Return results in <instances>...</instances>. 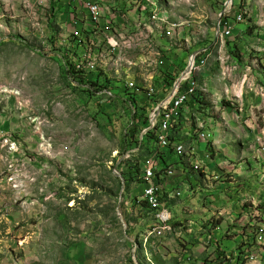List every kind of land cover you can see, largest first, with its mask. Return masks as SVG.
I'll return each instance as SVG.
<instances>
[{"label": "rangeland", "instance_id": "1", "mask_svg": "<svg viewBox=\"0 0 264 264\" xmlns=\"http://www.w3.org/2000/svg\"><path fill=\"white\" fill-rule=\"evenodd\" d=\"M83 1L0 0V264H137L140 252L134 239L141 230L136 229L138 225L129 228L128 221L134 224L137 213H133L134 218L130 216L127 197L132 193V197L136 195L140 199L145 186L138 185L135 178L126 187L118 177L125 166L115 162L122 150V135L116 131L128 123V119L121 116L122 102L112 100L99 105L95 97L85 92V86L72 81L74 78L63 64L64 60H70L66 52L67 41L73 46L71 34L77 30L79 37L76 38L80 39L91 24L80 4ZM205 1L218 3V0ZM233 1L234 7H239L240 0ZM246 1L250 5V16L257 24L253 23V28L246 31V19L245 24L238 27L245 29V33L235 37L234 32L232 38L224 39L223 45L222 40L215 45V70H219V60L223 64L250 67L245 74L258 85L257 80L264 76V35L252 33L264 32V17L259 20L264 14V0ZM74 4L76 7L72 10ZM219 8L215 6L210 10L208 28H212L222 10ZM189 9L183 5L178 10L183 16ZM128 17L130 19L120 14L114 16L117 23L114 28H118L122 36L131 29L127 23L131 24L135 16L128 14ZM99 24L104 26L106 20L99 19ZM200 28L203 33V27ZM132 33L138 32L133 28ZM102 34L105 36L99 37L105 39L110 32ZM209 34L214 36V30ZM216 38H222L221 33ZM52 40L56 47H51ZM117 40L123 42V37ZM171 52L178 57L173 65L184 70L189 51L174 47ZM55 56L59 63L51 59ZM256 69L262 76L256 74ZM237 71L233 77L240 80ZM176 75L179 72L173 77ZM229 75L227 73L226 81ZM217 76L213 74L214 81L209 80L210 84H219ZM252 76L257 77L253 80ZM249 87L246 82L244 96ZM219 89L213 85L212 90L219 99L208 102L213 112L220 110L224 106L222 101L227 100L234 103L230 107L237 112L230 111L237 117L239 111L244 112L240 104L242 97L234 93L221 97ZM216 104L221 105L219 109ZM232 123V118L216 122L215 135L219 136L221 147L241 145L240 131L250 133L235 120L238 129L232 126L233 136L226 137V130L223 136V129L229 130ZM185 148L186 155L191 156L189 147ZM145 154L146 145H143L120 159L134 164L142 161ZM231 162L235 163L236 158H231ZM180 195L182 197V193ZM170 197L173 201L169 199V202L180 199V196ZM194 198L198 200L192 201V207L194 202L202 203L199 194ZM204 204L194 212V208L188 207L190 210L186 209L185 213L181 205L179 211L183 215L177 214L178 209L175 215L187 222L191 232L198 231L199 223L204 221L201 220L204 212L200 211ZM136 218L143 229L153 223L145 224L146 219ZM182 242L184 239L178 236L157 241L160 258L166 264H178L184 254ZM228 244L235 245L234 242Z\"/></svg>", "mask_w": 264, "mask_h": 264}, {"label": "crops", "instance_id": "2", "mask_svg": "<svg viewBox=\"0 0 264 264\" xmlns=\"http://www.w3.org/2000/svg\"><path fill=\"white\" fill-rule=\"evenodd\" d=\"M100 1H107V5L111 8L112 12L115 15L120 14L125 18H129L128 14L135 15L137 11V8H131L133 0ZM223 1L224 0H218V3L216 5H213L205 0H195L194 5L189 6L185 1L182 0H165V4L169 5V7L166 6L170 11L169 18L173 19L174 21L184 22L188 25V27H185L176 32L173 41H175V43H179L177 45V48H182L183 46V49L185 50H196L204 45L210 47L213 60L210 66L205 71L201 72V79L203 84H208L209 91L212 96L214 97L215 95H218L212 90L213 85H216L218 89L220 87L219 94L221 97H225V95H228L230 93L236 94L239 98L242 97L240 98V100H242V103L240 104L244 107V112L241 111L239 113L240 115H244L242 119L239 118L240 115H238L237 117V114H233L230 111L232 109H227L224 112L222 111L221 120H225V118H232L233 121V123L229 127V130L223 129V136L225 130L228 131L226 133V137L233 136L232 126H234L235 129H238V126L236 125V123H234L235 120L239 122V125H242V127L249 130L250 133L247 135L244 131H240L239 134H241L243 137V142H239L241 143V145L238 144L235 147L224 145V147H221L219 143L221 142L219 140V136L216 137L215 135L218 132L217 130L215 131L217 127L216 118H213L214 121H212L211 117H209L212 116V114L208 112V109H201V111L205 112L204 114L208 122V124L206 125L205 133L210 134L209 139L210 141H213L212 143H214L215 145L214 154L216 155L214 157V160L210 164L209 161H207V173L209 177L213 176L214 174L219 175L220 181L216 183L209 179V181L206 182L205 186L201 185L200 182H197V180H194V178L187 174V169L186 171H184V169L186 168L185 165L179 164L177 176H174V178H171L168 181V184L166 186V196L168 200L171 199L170 195H172V193L174 192L179 191L177 190V188H179L180 191L184 190V192L181 191L182 197L180 196L181 200L177 199L179 200L178 202L174 203L166 201V203L171 209L174 221L183 222L182 220L184 219L176 217V209H178L177 214L183 215L181 214V211H179V206H184V209L192 207V201L198 200L197 198H194V196L196 194H199L200 201L202 200V203H200L199 201L198 203H196L197 201L194 202L195 206L192 207L194 208L193 212L198 210L199 205L200 207H203V203H205L204 209L200 210L204 212V217H202L201 220L204 219V221H214L215 223H219L221 225V232L219 236L222 238L221 246H223L220 248V250L232 251L233 249H238L239 247H241L244 242L248 240L250 227L255 223L254 218H251L254 212L264 213V151L262 150L264 149V76H262L261 71H257V69L255 70L256 74L262 77L261 79L257 80L258 85H254L255 87L254 89H252L253 91H250V88L247 90L246 96H244V85L246 82L250 85L251 80L245 73L248 72L249 68H246L243 65H239L238 63H236V65L227 66L230 75L226 82H223V79H221V82L217 79L219 84H214L212 82L210 84L209 80L212 79L214 81V78H212L213 74H219L220 71V67L219 70H215V67L217 66V52L214 50L215 45L220 42L218 41V38H216L218 37L217 24L214 25L213 23L212 28H208L207 24L211 17L210 10L214 9L215 6L220 7L219 9H224L222 3L224 4L226 1ZM138 2V7L141 5H148V2H146L145 0H140ZM183 5H186L190 9L187 12H184L182 16L180 14V10L178 9ZM75 7L76 6L74 4L72 10L75 9ZM108 18H110V16H108ZM228 20L231 24H236L233 16H230ZM116 21L118 20L116 19ZM130 23L131 24H129L128 22L127 25L131 27V25L133 24V19ZM240 25L241 24L234 27L233 34L234 32L237 33L235 34V37L238 36L241 32L245 33V29H238V27L241 28ZM200 26H202L204 29L203 33ZM248 27L250 30L252 29L247 25V28ZM211 30H214L215 32L214 36H212V34H209ZM252 34L260 36L264 35V32L262 34L260 30V32H253ZM192 41L194 42V45L190 43ZM156 43L158 44L159 48H161L159 50L164 56L161 60V64L158 65V61L155 59L153 61L154 67H157V71L155 72V74L152 71L153 68L145 70V72L139 70L140 73L139 78H136L137 80H141L146 76L148 77L149 74L153 73L156 77V81L154 82L158 84L160 81H162V79L160 80V77H158L157 75L158 73L160 74V71L166 72L168 76H173L174 67L171 66V64H173L172 62L176 61L178 57L171 51L172 48H174V46L176 45L172 46L164 40H156ZM256 59L259 60L258 57H256ZM236 71V76L239 75L240 80H235V78L233 77V73ZM256 77L257 76H252L251 78L255 80ZM260 87H262L263 90L260 95H258L257 91L259 93ZM231 90H234L235 92H231ZM116 95L120 101L125 100V98L121 97L122 94L120 93V90L116 92ZM145 97V95H143V97L139 96L137 101L142 104L141 102ZM216 107L219 108L218 106ZM191 109L193 110V107H191ZM192 113L194 112H189L188 109H185L184 115L182 116L183 125H176L173 131L174 136H184L185 134H187L185 119L187 117H190V114ZM184 132L186 133L183 135ZM189 141H191V144L196 145V157L193 159V162H196L198 159H204L205 154L202 151L206 143L197 139H191ZM147 144L148 146L151 145L149 144V141L147 142ZM231 158H236V162H231ZM167 160L173 161V155L167 153ZM159 179L162 182L164 179V175L161 174L159 176ZM139 189L140 188H136L137 191ZM127 199L128 205H130L127 209H129V211L132 213L130 214L131 217L134 218V214L137 213L135 214L136 217L142 218L140 219V221L146 219L144 222L145 224L152 221L151 214H149L147 210L142 209L140 206L134 205V203H129L130 201H132L131 199H138L136 195L135 197H132V193H130V195L128 193ZM136 217L134 218V224H132L131 222V226L134 227V225H138V228L136 229H141L142 227L139 226L140 223L137 224L138 218ZM204 221L200 222L199 225L197 224L198 231H193V234H189L188 232L184 233L186 234V237L183 235L184 242L180 244L182 249L190 250L192 252V254L186 251H184V253L199 260L202 258H207L209 256V253H212L216 250V247L214 246L211 249H206L204 240L200 236V227L204 223ZM228 228H231L233 232L232 236L226 239L223 237V235ZM231 242L235 243L234 247L228 244ZM260 257V260H258L256 264H264V253H261ZM161 262V264H166L164 260H161ZM189 264H197V262L191 260Z\"/></svg>", "mask_w": 264, "mask_h": 264}, {"label": "clouds", "instance_id": "3", "mask_svg": "<svg viewBox=\"0 0 264 264\" xmlns=\"http://www.w3.org/2000/svg\"><path fill=\"white\" fill-rule=\"evenodd\" d=\"M138 1H140V0H137L136 2H133L132 5H131V8L140 9V7L143 6L144 10H141V12H140L141 17L144 16L143 18H146L147 16H149V11L150 10H153V9L157 10L159 15H160V17L164 20V26H163L164 27V31L166 32L167 30H171V36L170 37H166V38L164 37L162 40H164L165 42H167L168 44H170L172 46L176 45L174 47H177V45L179 43L178 42L175 43V41H173V39H174V37L176 35V32L181 30V29H183V28H185V27H188V25L186 23H184V22H181V21L170 22V20H169L170 19L169 18L170 11L166 7L165 0H145L146 2H148V5H141L139 7H138V5H139ZM224 1H226L225 3H227L228 1H231V6L227 7L225 3L224 4L222 3V6H223L224 9H222L220 11V13L218 14L219 17L217 16V18H216V20L214 22V25L217 24V28H218L217 36H219L220 33L222 35V38H218V41L222 40V43H224V39L226 40L228 38H232L234 27L236 25H239V24H241V25L245 24L244 21H246V19H248L247 20L248 23L246 22V24H245L246 28H247V25L250 26L251 28H253L252 24L256 23L254 21L253 17L250 16V13H249V6L250 5L247 3L246 0H240V5L237 8L234 7V1L233 0H224ZM185 2L189 6H193L194 3H195V0H185ZM253 8H255V7H253ZM241 13L244 14V20L242 22H237V16L239 14H241ZM230 16L234 17L236 24H234V23L231 24L229 22L228 18ZM262 17H263V15L260 16L259 20ZM224 18H227V19L224 21L223 26L221 27L222 20ZM226 23H230L233 26V29H232V32H231L230 36H224L223 35ZM173 24H176L177 26L171 27V25H173ZM262 24H264V21H262ZM180 27H183V28H180ZM248 29H249V27L246 30H248ZM155 31H156V29H155ZM215 42H216V40H215ZM190 43L194 45L193 41L190 42ZM226 44H228V43H226ZM75 46H76V43H75V40H73V50H75V48L77 47L76 51H78V46H76V47ZM202 49H209L210 55H211L210 47H207L205 45L201 46L200 48H198L196 50H189L188 49L190 54L187 55V64H186V67H185L186 70L184 69L185 72H184V70H181L179 72V75L175 78L173 83L170 85V89L165 94L162 93L161 89L163 87L166 88V83L164 82V80L168 78V75L167 74L164 75L165 72H161L160 71L161 75L159 77H160V80L162 79V81L159 82L160 84L159 83L156 84V82H154L155 85L153 87V91H154L153 94L151 95V97H147L146 96L144 98V100L141 102L142 104H140L137 101L139 103V106H142L149 99H152L156 103V105L154 106L152 112L154 110H156V109L158 110L159 109L158 105H157L158 102H157L156 99L158 97H162V98L165 97L169 93V91L172 89L173 85L174 84L176 85L180 81V79L183 76V74H186L187 69L190 68L191 64L196 60V58H198V57L200 59L202 58V55H200V53H198ZM66 54L68 55V50H67ZM61 59H64L63 56L61 57ZM67 59H70V58L68 57ZM212 60H213V58H212V55H211L208 58V63L206 65V67L203 69V71H205L210 66ZM219 62L221 63V65H220V71H219V74H218L217 78H218V80L220 82H221V79H223V82H225L226 79H227V77H226L227 74L224 75L223 72L225 71L227 66H229V64H223L220 60H219ZM67 63H69V64H67ZM63 64L65 66L71 64V66H72V59H70L69 61H65L64 60ZM171 66H173V64H171ZM67 69H68V66H67ZM250 69L251 68L249 67V71H250ZM75 73H77V72H75ZM95 73H101L102 77H105L109 81V78L106 75H104L102 72L97 71ZM95 73H93V74H95ZM227 73H229V71H227ZM178 79H179V81H177ZM197 80H198V83L200 84V87H204V89H206L207 92H204L202 94H200V93L196 94V95H198L199 100H201V103L198 102L195 105H193V110L190 111V112H194V113L190 114V117H187L185 119V124L187 126V134H185L184 136H180V135L174 136V134H173V131H174L173 127L177 125V120H179L180 118H183L182 116L184 115V111H181L182 113H181L180 117L172 123L171 129H170V142H171L170 146L163 148L160 151V154L157 155L156 157H154L153 160H152L154 162V167H153L154 177L152 179V182L146 181L144 179L143 172L146 169L145 161L147 159H149L150 157H153L152 154L154 152L156 137H155V140L152 141V145L148 146L147 143L144 144V145H146V147H149L151 149L152 153L148 157L147 156L144 157L145 160H143V166H141L142 172H141V174L139 176L140 181H142L143 183H137V184H142L145 187L143 189L142 197L140 199L139 198L138 199H131L132 201H130V202L132 204H133V201L135 202V204L139 203V201H143V200L148 202V204L150 206V211H148V213L151 214V218H152V222L153 223H151L150 225H148L144 229L143 228L139 229V230H141V232H139L138 235L134 239V241L136 243L135 245L138 246L137 250H139V252H140L139 255H138V258L136 260L137 264H161L162 263L161 260H163V258H161V259L159 258L160 255H159V253L157 251V247H156V242L157 241H159L160 239L165 238L167 236L174 237V238H176V236H178L179 238H183L184 233H187V232L189 234H193V232H191L188 229L186 221H183V222H175L174 221V219L172 217L171 209L169 207L165 206V204H167V203L162 200V198H165L164 196H166V190H167L166 186H167L168 181H169L168 179L173 177V176H177V174H178V170H179L178 163L180 162V164L185 165L186 168L184 169V171H186V169H187V174L190 175L192 178H194V180H197V182H200L201 185L205 186L206 182H208L209 179H211L213 182H216V183H218L220 181V176L219 175L214 174L213 176L209 177V175L207 173V167H208L207 161H209V164H210L214 160V157L216 156L214 153H212V151L214 152L215 145H214V143H212L213 141H210V139H209L210 134L209 133H205L206 132V125L208 123L205 125V127L203 129L197 128L196 118H197V116H199L202 119H204V121H207L206 118L203 117V116H205V114H204L205 112L201 111V109H205V108H207L208 112L212 114V116H209V117H211L212 121H214L213 118H216L217 121L221 120L222 119V111L223 110L225 111L227 109H232V110H234L236 112H237V110L234 107H230L231 104L234 105V103L229 101V100H227V101H222V106L223 105L224 106L220 110H216V112H213L211 107L209 106L208 102L211 99H219V98L217 97V95L212 97V94L209 91L208 84H206V83L203 84L202 83L201 73L199 74V76H197ZM79 85L82 87V84H79ZM254 85L256 86V84L254 82L250 81V87H249L251 89L250 91H253L252 89H254V87H255ZM83 86H85L84 87L85 91H88V90L92 91L93 90L86 83ZM86 86H88V87L86 88ZM108 86H109V88L105 89V90H108V91H110L112 93V98L110 99V102L112 100H114V102H124L126 100V97H124V96H121V97L125 98V100H123V101H120L117 98L116 92L118 90H120V93L122 95H123V93L125 91H127L128 93H131L133 91L134 92V98H136V100L138 99L139 96L143 97V94L136 93L135 89L122 90V89H119L120 87L119 88L118 87L115 88L113 86L111 87L110 84ZM158 86H160V88L157 90ZM100 90H102V89H100ZM259 90H260L259 93L257 91L258 95H260V93L262 92L263 88L260 87ZM97 91H98V89H96V91H93V94H94L93 98L95 97L97 99L96 103H98L99 105H105V104H100L98 102L99 98L95 94ZM213 102L216 103V100H213ZM106 104H108V103H106ZM216 106L220 107L221 105L216 104L215 107ZM217 109H219V108H217ZM151 113L148 116V122H149L148 123V127L145 128L140 133L139 141H141L140 140V136H141V139H142V136L146 132H148L150 130H153V133H154V136H155L156 128L155 127H151V124H150L151 123ZM238 113H240V111ZM202 134H205V136L202 137ZM191 135H192V137L190 138ZM176 137H179V140H174ZM191 139H197V140H200V141L206 143L205 147L203 148V151H202L205 154L204 159H200V160L198 159L196 162H193V159L196 157L195 156L196 155V145L191 144V143L188 145L187 142H191V141H189ZM179 144H182L184 146V149H185V151H184V153L182 155L177 154L176 150H175L176 145H179ZM185 144L189 147V150L191 152L190 153L191 156H187L186 155L188 153H186V148H185L186 145ZM262 150L264 151V149H262ZM133 151H137V149L133 150ZM167 153H170L171 155H173V158H174L173 163H176L177 168L175 167V165H172V166H170V168L164 169V170L160 167L159 164H160L161 159L167 160ZM118 161H119V163L120 162H122V163L124 162V161H122V159H120ZM196 165L199 166L198 170L195 169ZM161 170H163L162 174L164 175V179L161 182L160 179L158 178L159 182H157L156 173L160 172ZM170 171L172 172V174L169 173ZM118 176H121V178H122V174L121 175L118 174ZM122 180H123V178H122ZM123 182H124V180H123ZM152 183L156 187L159 188V192L157 194L158 198H159V202L161 204V207L159 209H154L151 206V204L149 203L148 199L145 197V190L148 187H150V185ZM122 193H123V191H122ZM126 193H125L124 199L127 196ZM181 193H182L181 191H177V192L172 193V196H173V198H175L176 196H181L180 195ZM170 200L173 201V199H170ZM136 206H139V205H136ZM186 209L190 210L188 208H185L183 210V213H185ZM162 211L166 212L167 215H168L169 220L167 221L166 226L169 228V231L164 232L159 237H156V236L151 237L150 243L146 244L144 242L145 237H146L147 233L150 232L154 226H156V225H158L160 223V219L158 218V214H160V212H162ZM251 218H254L255 223L250 227V233H249L248 240H246L244 242L242 247H239L238 249H233L232 251L220 250V248L223 247V246H221L222 238L219 236L220 232H221V225L219 223H215L214 221H204V223L200 227V236L204 240V244L206 246V249H209V248L211 249L213 247V245H212V242H213V243L218 245V250H215L214 252L209 253V256L207 258H202L201 257L202 259H200V260L199 259H195L193 256H189L188 254L184 253L182 255V259H181L182 261L179 262L178 264H189L191 262V260L196 261L197 264H256L258 262L257 257H259L261 253H264V213L254 212V214L251 216ZM232 232H233V230L231 228H228L227 231H225L223 237L226 238V239L230 238L232 236ZM184 251L192 254V252L190 250H184ZM221 253H223L224 256L220 257Z\"/></svg>", "mask_w": 264, "mask_h": 264}, {"label": "built area", "instance_id": "4", "mask_svg": "<svg viewBox=\"0 0 264 264\" xmlns=\"http://www.w3.org/2000/svg\"><path fill=\"white\" fill-rule=\"evenodd\" d=\"M137 0H133L136 2ZM83 9L85 10L86 17L91 22L90 27L85 28L82 36L79 38V32L75 30L72 33V38L78 45V51L75 55L73 46L70 47L68 43V57L72 59V68L75 72L80 73L84 78L91 79L92 74L100 71L109 78V84L112 87L125 89H135L136 93H141L147 97H151L153 94V87L155 85V72L157 67H154L153 61L156 59L158 65L161 64L163 55L160 52V48L156 43V40H162L164 37L171 36V30L164 31V20L160 17L157 10L153 9L149 11V16L146 18L141 17V10L144 7L141 6L137 9L135 17L133 19V24L131 29L126 32L123 36L114 28V13L111 8L107 5V1L100 0H85L82 3ZM227 7L231 5V1L225 3ZM228 13V12H227ZM109 14V15H108ZM73 16V13L72 15ZM110 16V18H108ZM99 19L106 20L104 26H100ZM116 20V19H115ZM244 20V14H239L237 16V22H242ZM177 26L176 24L171 25V27ZM135 28L138 33H132V29ZM156 29V31H155ZM233 26L230 23L225 24L224 36H230ZM87 31H92L91 35L87 34ZM145 31V33H143ZM103 33L110 32L107 38L103 39L99 36ZM75 37H74V36ZM105 36V35H103ZM99 37V39L97 38ZM123 37V42L117 40ZM83 38L84 40H82ZM200 55L202 58H196V60L191 64L190 68L187 69L186 74H183L180 81L173 85L172 89L165 97H158L156 100L158 102V110H154L151 113V127H155V147L150 157L145 161L146 169L143 172L144 179L146 181L152 182L154 177L153 167L154 162L152 161L154 157L160 154V151L170 146V129L172 123L177 120L180 115L183 106L190 100L192 95L197 93L207 92L204 87H200L198 83L197 76L203 71L208 63V58L211 56L209 49L200 50ZM134 54H139L138 56ZM136 57V59H133ZM153 59V60H152ZM152 69L153 73L149 74L147 77H143L141 80L139 78V70L145 72V70ZM229 71L227 68L223 72L224 75ZM158 77L161 73L157 74ZM157 77V78H158ZM88 86H86L87 88ZM96 96L99 98L98 102L100 104H106L110 102L112 98V93L108 90L102 89L98 90ZM206 118L205 116H203ZM197 128L203 129L208 123L204 121L201 117L196 118ZM205 134H202L204 137ZM176 153L182 155L185 151L182 144L176 145ZM195 169H199L196 165ZM172 174V172H169ZM159 188L153 183L145 190V197L148 199L149 203L154 209H159L161 204L158 198ZM160 223L152 228L150 232L147 233L144 242L146 244L150 243L151 237H159L164 232L169 231L166 226L169 220L166 212H160L158 214ZM252 260V259H251Z\"/></svg>", "mask_w": 264, "mask_h": 264}, {"label": "trees", "instance_id": "5", "mask_svg": "<svg viewBox=\"0 0 264 264\" xmlns=\"http://www.w3.org/2000/svg\"><path fill=\"white\" fill-rule=\"evenodd\" d=\"M226 19L227 18H224L222 20L221 27L223 26V23ZM87 34L91 35L92 31H87ZM51 42L53 43V45H51V47H56L55 40H52ZM76 46H78V45L76 44ZM76 50H77V47L75 48L73 54L76 53ZM189 54H190V52H188V55ZM51 59L55 61L57 58L55 56ZM57 62L59 63L58 59H57ZM67 66H68V69H67ZM64 67L66 68V71H68V73L71 74L70 76L72 78H74V79H72L73 82L75 81L76 83L82 84V85H84L86 83L93 89L92 91H89V90L85 91L89 95V97L94 96L93 91H96V89L100 90V89H108L109 88V86H108L109 81L105 77H102L101 73H95L92 75L93 77L91 79H88V78H84V76L80 73H78V74L75 73V70L72 68L71 64L66 65V66L64 65ZM182 69L183 68L179 69L178 67L174 66L173 73L175 74L177 72H180ZM166 74L167 73L165 72L164 75H166ZM176 77H177V75L175 77L168 76V78L164 80V82L166 83V88L163 87L161 89L163 94H165L170 89V85L173 83V81L175 80ZM159 88H160V86L157 87V90ZM122 96L126 97V100L121 103L122 104V115L121 116L128 119V123L125 125H121L120 129L118 131H116L117 134L122 135V137H121L122 138V140H121L122 150H121V153L118 154V156L115 159L116 163L125 153H127L129 151L136 150V149H137V151L140 150L141 147L144 144H146L148 141H149V144L152 145V141L155 140L153 130L146 132L142 136L141 141H139V135L145 128L148 127V123H149L148 122V116L152 112L156 103L152 99H149L145 104H143L142 106H139V103L137 102L136 98H134V92L133 91L131 93H128L127 91H125ZM198 102L201 103V100H199L198 95H196V96L192 95L190 100L183 106L182 111H185V109H188L189 112L192 111L191 107H193V105H195ZM124 106L126 107L125 109H124ZM148 106H151V107H148ZM182 122H183V118H180L179 120H177V124H179V125H183ZM175 127L176 126H174L173 129ZM174 140H179V137H176ZM151 153H152L151 149L149 147H146V154L144 157H146V156L148 157ZM212 153H214V152L212 151ZM143 158H142V161H140V160L136 161L134 164H132V162H131V164H129L128 162H125V163L120 162L119 163L123 167L125 166V171H123L121 174H122V178L124 180L126 187L128 185H130L132 183V181L135 180V178H136V183H143L139 179V176L142 172L141 166H143ZM179 164H180V162L178 163V165ZM159 165L163 170L170 168V166H172V165H175V167L177 168L176 163H173V161L165 160V159H161ZM163 170L156 173L157 182H159L158 178L162 174ZM164 197L165 198H162V200L165 202L168 201L167 197L166 196H164ZM133 203H134V205H139L142 209L150 211V206H149L148 202H146L145 200L139 201V203H136V204L133 201ZM165 206L169 207L168 204H165ZM131 222L128 221L130 230L132 229ZM212 245L214 247H216V250H218L217 244L212 242ZM221 256H224L223 253L220 254V257Z\"/></svg>", "mask_w": 264, "mask_h": 264}, {"label": "water", "instance_id": "6", "mask_svg": "<svg viewBox=\"0 0 264 264\" xmlns=\"http://www.w3.org/2000/svg\"><path fill=\"white\" fill-rule=\"evenodd\" d=\"M185 70H186V69H185ZM185 70H184V72H185ZM184 72H183V73H184ZM177 81H179V79H178ZM140 140H141V136H140ZM118 177L121 179V182H123L121 176H118Z\"/></svg>", "mask_w": 264, "mask_h": 264}]
</instances>
